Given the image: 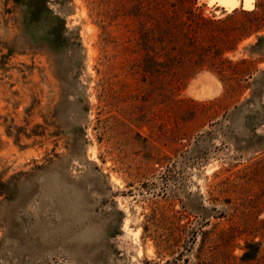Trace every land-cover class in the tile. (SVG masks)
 <instances>
[{
    "label": "rangeland",
    "instance_id": "obj_1",
    "mask_svg": "<svg viewBox=\"0 0 264 264\" xmlns=\"http://www.w3.org/2000/svg\"><path fill=\"white\" fill-rule=\"evenodd\" d=\"M194 1L0 0V264H264V0Z\"/></svg>",
    "mask_w": 264,
    "mask_h": 264
},
{
    "label": "trees",
    "instance_id": "obj_2",
    "mask_svg": "<svg viewBox=\"0 0 264 264\" xmlns=\"http://www.w3.org/2000/svg\"><path fill=\"white\" fill-rule=\"evenodd\" d=\"M15 3H20L27 8V19L25 18V23L32 25H39L42 22H47L48 24V34L47 38H49L50 42L54 46H62L64 43V32L67 29L65 19L61 18L58 15H55L49 7L50 0H13ZM194 1V0H193ZM195 3V1H194ZM259 7V5H258ZM245 11L248 16L253 17L254 21L253 26H257V24L264 21V4L262 3L260 6V11L254 12L253 10ZM231 15L237 14L238 9L232 11ZM205 23H208L209 20L203 19ZM253 32V30H251ZM251 32H248L247 35H250ZM194 233V232H193ZM246 251L240 257V263L237 262V258L234 256V260L231 264H260L259 254H260V244L254 242H247L245 246ZM188 250V248H186ZM182 255V256H181ZM179 255V257H183V254ZM217 255H213L216 258ZM182 259V258H181ZM232 260V256H231ZM185 262H189L190 258L185 257ZM194 264H210L209 260L203 256V253L200 254L196 258V262Z\"/></svg>",
    "mask_w": 264,
    "mask_h": 264
},
{
    "label": "bare ground",
    "instance_id": "obj_3",
    "mask_svg": "<svg viewBox=\"0 0 264 264\" xmlns=\"http://www.w3.org/2000/svg\"><path fill=\"white\" fill-rule=\"evenodd\" d=\"M245 2H246V5L251 4L250 6H253L254 0L253 1L252 0H245ZM210 3H212V2H210ZM199 81H200L199 77L196 78L190 87V90L195 97L204 98L207 96H211L215 93V90L213 91L212 89H210L209 87H207L205 85H202L201 87L198 86Z\"/></svg>",
    "mask_w": 264,
    "mask_h": 264
},
{
    "label": "water",
    "instance_id": "obj_4",
    "mask_svg": "<svg viewBox=\"0 0 264 264\" xmlns=\"http://www.w3.org/2000/svg\"><path fill=\"white\" fill-rule=\"evenodd\" d=\"M208 1L222 7L226 11H229V10L233 11L240 6L246 8L244 6V0H235L234 4H233V0H208ZM253 7H254V2H253Z\"/></svg>",
    "mask_w": 264,
    "mask_h": 264
},
{
    "label": "snow or ice",
    "instance_id": "obj_5",
    "mask_svg": "<svg viewBox=\"0 0 264 264\" xmlns=\"http://www.w3.org/2000/svg\"><path fill=\"white\" fill-rule=\"evenodd\" d=\"M235 3V0H233V4Z\"/></svg>",
    "mask_w": 264,
    "mask_h": 264
}]
</instances>
